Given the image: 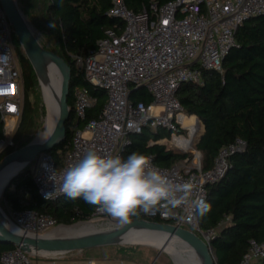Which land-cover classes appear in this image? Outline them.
Here are the masks:
<instances>
[{"label":"built area","instance_id":"1","mask_svg":"<svg viewBox=\"0 0 264 264\" xmlns=\"http://www.w3.org/2000/svg\"><path fill=\"white\" fill-rule=\"evenodd\" d=\"M263 13L264 0H169L162 4L152 1L138 11L128 8L125 0H112L108 14L119 18L122 26L105 29L104 35L97 40L96 49L86 57L79 54L72 56L75 65L83 69L88 82L104 89L107 101L97 117L79 127L77 122L85 119L86 111L96 102V97L89 94L85 87H73L72 136L62 164L58 165L48 151L40 152L31 162L38 194L46 201L58 200L64 195L59 192L64 169L76 163L89 150L122 157L129 134L144 127L168 128L172 142L183 146L178 151L190 153L187 149L191 144L185 145L180 140L186 137L180 129L183 120L178 117L183 113L176 96L178 87L183 82L202 84L203 68L221 71L223 57L235 44L238 27L246 19ZM14 35L0 2V56L6 55V59H0V118L3 130L0 152L14 145L13 134L22 115L24 81L20 64L15 58ZM132 84L145 85L152 101L132 102L129 97ZM244 147L242 138L222 146L209 169H202V156L197 149L166 167L156 165L152 156H147L154 167L165 172L173 181H193L196 190L192 198L205 200L207 186L225 174L229 155ZM49 193L53 196L47 197ZM107 216L94 210L88 220L80 222L101 220ZM143 218L155 221L157 218L160 222L187 228L208 245L215 231L201 229L197 213L189 207L156 210ZM9 219L19 229L39 235L64 225L57 223L49 214H40L29 208H10ZM229 220L230 217L225 216L218 226ZM30 256L45 257L15 245L0 252V264H32ZM239 264H264V240H250Z\"/></svg>","mask_w":264,"mask_h":264},{"label":"trees","instance_id":"2","mask_svg":"<svg viewBox=\"0 0 264 264\" xmlns=\"http://www.w3.org/2000/svg\"><path fill=\"white\" fill-rule=\"evenodd\" d=\"M111 1L40 0L34 10L26 0H18L32 26L41 35L51 37L56 48L49 47L46 40L40 41L41 44L60 54L71 67L67 97L71 117L65 122L66 136L48 151L58 165L62 164L72 136L73 87H85L89 94L96 97V102L87 109L85 119L77 122L79 127L97 117L107 101L104 89L88 82L83 69L75 65L72 56L79 54L86 57L96 49L97 40L104 35L105 29L122 26L119 18L108 14ZM152 1L162 4L169 0H125V3L128 8L138 11ZM50 22L55 24V28L46 29ZM235 38V44L223 57L221 71L203 68L202 84L183 82L176 92L182 111L197 116L203 125L200 138L194 144L201 152L202 169L212 167L222 146L237 138L245 141L242 150L229 155L225 174L207 186L205 202L211 210L203 217L197 214L201 229H215L209 246L216 264H239L250 240H264V13L245 20L236 30ZM14 44L24 81L22 115L13 134L14 145L0 152V159L25 145L37 126L36 107L30 99V93L37 86V77L17 38ZM129 97L132 102L152 101L145 87L134 84ZM2 131L0 118V137ZM168 137L170 130L163 126L157 129L144 127L139 132L130 133L122 157L140 152L151 155L156 165L166 167L191 154L175 151L159 141ZM1 197L4 204L13 210L33 209L40 214H49L57 223L63 224L86 221L95 210L83 199L72 200L66 195L55 201L44 200L33 182L31 163L11 179ZM225 216H229L230 220L218 226ZM143 217L145 215L141 214L133 218ZM14 246L10 242H0V252Z\"/></svg>","mask_w":264,"mask_h":264},{"label":"water","instance_id":"3","mask_svg":"<svg viewBox=\"0 0 264 264\" xmlns=\"http://www.w3.org/2000/svg\"><path fill=\"white\" fill-rule=\"evenodd\" d=\"M0 2L13 27L17 41L29 60L36 76H38V73L47 72L48 68H46V61L49 59L55 65L56 75L59 77L58 111L50 131L51 133H49L48 137L44 141L35 142L31 140L25 145L13 149L0 159V171L10 163L16 162L19 164L7 175L5 179L6 181H4L0 191V194H2L11 179L27 164L31 163L40 152L51 150L65 139V122L69 119V117H71L70 106L67 102V97L70 93L69 81L71 77V67L60 54L44 47L40 43L32 29V26L25 18V14H23L17 0H0ZM140 87L144 88L145 85H141ZM199 138H197V141ZM3 215L5 214H3L2 208L0 207V242H10L15 245H19L22 249L24 248L30 252L39 254H41L40 251L59 253L82 250L84 248L90 249V247L108 244H116L120 243L116 240L117 236L123 235V233L134 228H142L147 231L158 233L162 236V243L171 237H175L179 243L189 245V247L193 248V250L199 254L200 264H215L210 247L208 243L202 239V237L187 228L167 222H160L146 218H132L131 223L124 224L117 230L107 233L97 232L88 235L71 236L66 238H49L42 237L39 234L29 236L26 231L21 230L18 227L19 231H16L8 225ZM79 222L80 221L64 225H73Z\"/></svg>","mask_w":264,"mask_h":264},{"label":"clouds","instance_id":"4","mask_svg":"<svg viewBox=\"0 0 264 264\" xmlns=\"http://www.w3.org/2000/svg\"><path fill=\"white\" fill-rule=\"evenodd\" d=\"M49 27L55 28V24L50 22ZM0 59H6V55ZM60 180V193L72 200L83 199L120 224L131 223L133 217L156 210L189 207L200 217L211 210L204 199L192 198L196 190L193 181H173L152 165L149 156L140 152L122 158L89 150L64 169Z\"/></svg>","mask_w":264,"mask_h":264},{"label":"rangeland","instance_id":"5","mask_svg":"<svg viewBox=\"0 0 264 264\" xmlns=\"http://www.w3.org/2000/svg\"><path fill=\"white\" fill-rule=\"evenodd\" d=\"M18 4L21 8L22 7L21 2H18ZM25 18L32 26L31 21L26 16ZM32 29L39 41L43 42L46 40L49 47L56 48V45L54 44V41L51 37L49 38L41 35L39 33L40 31H37L33 26ZM14 39H16L15 35H14ZM14 53H15V58L18 59V54L15 48V44H14ZM37 81H38L37 86L35 87L34 91L30 93V99L32 102H34L36 107L37 126L35 130L32 131L31 139L28 142L33 140V138L44 129V123L50 108L48 91L46 89L45 81L43 80L41 74L38 77ZM186 116L188 115L186 114ZM180 129L186 130L184 134L186 138H191L190 126L188 124H185L183 121L180 122ZM202 130H203V125L201 121L198 120L197 129L195 130L193 135V142L191 146L188 147L187 149L190 153L191 150L194 149L196 150L194 144L197 141V138H199V135L202 132ZM170 137L168 139H162L159 141L165 143L169 148H172L175 151H178L179 149H183V146L179 147L174 142H172ZM5 179L4 181H6ZM4 181L0 183V191ZM1 198L2 197L0 195V207L3 209L5 214H7V216L10 218V208L8 207L7 204H4ZM105 221L106 220L101 219L98 221V223L102 224ZM111 227L113 226L106 224L104 225V229H108ZM168 242L172 248L170 250H163V249L160 250L159 248L154 247L152 245L141 244V243H136V244L116 243V244L90 247V249L84 248L82 250H73V251L61 252V253H56V252L49 254L45 253L42 254L45 257L30 256V259L32 264H85L88 261H94L95 264H178L177 262L174 261L175 254H178L181 258V260H179V264H196L195 261L192 260V258H190V254L186 249L185 245L179 242H174L172 240H169ZM182 260H187V262H184Z\"/></svg>","mask_w":264,"mask_h":264},{"label":"bare ground","instance_id":"6","mask_svg":"<svg viewBox=\"0 0 264 264\" xmlns=\"http://www.w3.org/2000/svg\"><path fill=\"white\" fill-rule=\"evenodd\" d=\"M46 68H48L47 72L38 73V77L41 74L43 80L45 81V86H46V89L49 95L50 108H49V112H48V115L44 123V129L33 138V141L35 142L44 141L48 137L49 133H51L50 131L52 129V125H53L55 116H57L56 114L58 111V83H59L58 80H59V77L58 75H56L55 65L49 59H47L46 61ZM178 117L181 118L185 124H188L190 126V132H191V138H185V139L183 138L180 140H182V142L185 145L192 144L193 135H194L195 130L197 129V122H198L197 118L193 115L186 116L184 113H181L180 115H178ZM17 165L19 164L16 162L10 163L9 165L5 166L0 171V183L4 181L5 177ZM3 214H5L4 211H3ZM3 217L5 221H7L8 225H10V227H12L16 231H19V229L11 223L7 214L3 215ZM104 220L106 221L102 224L98 223L99 220L98 221L92 220V221H87V222H79L73 225H62V226L57 227V229L55 228L49 231L48 233L41 234V236L49 237V238H66V237H71V236L88 235V234H93L97 232L107 233V232L117 230L118 228L124 225V224H120L116 222L110 216H107V218H105ZM105 224L112 225L113 227L104 229ZM28 235L32 236L33 233H28ZM116 240L122 244L141 243V244L152 245L154 247L159 248L160 250L161 249L163 250L172 249L168 242L169 240L178 242V240L175 237H171L170 239L162 243V236H160L156 232L147 231L142 228L131 229L123 233V235L117 236ZM181 244L185 245L186 249L188 250L190 254V258H192V260H194L196 264H200L199 256H198L199 254H197L193 250V248L189 247V245L184 244V243H181ZM40 252L41 254H45V253L49 254V252L47 251H40ZM179 260H181L180 256L178 254H175L174 261L179 264ZM182 261L187 262V260H182Z\"/></svg>","mask_w":264,"mask_h":264},{"label":"crops","instance_id":"7","mask_svg":"<svg viewBox=\"0 0 264 264\" xmlns=\"http://www.w3.org/2000/svg\"><path fill=\"white\" fill-rule=\"evenodd\" d=\"M27 4L31 6L34 10L38 8V5L40 3V0H26ZM49 28V25H46V29ZM49 30V29H48ZM160 140V139H159ZM162 140V139H161ZM159 142V141H158Z\"/></svg>","mask_w":264,"mask_h":264}]
</instances>
